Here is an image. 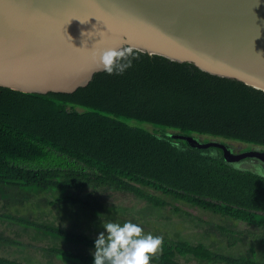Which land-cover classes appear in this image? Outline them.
<instances>
[{
    "label": "trees",
    "instance_id": "trees-1",
    "mask_svg": "<svg viewBox=\"0 0 264 264\" xmlns=\"http://www.w3.org/2000/svg\"><path fill=\"white\" fill-rule=\"evenodd\" d=\"M134 51L139 59L123 75L98 71L74 91L38 93L0 85V186L59 189L64 194L78 185L72 178L89 170L100 182L146 199L155 208L170 205L180 213L174 202H186L264 229V214L203 196H231L204 167L208 160L228 164L216 153L218 147L197 148L172 137L175 132L264 148V90L190 62ZM62 172L68 175L63 178ZM262 180L254 184L264 192ZM38 227L94 248L93 235L55 224ZM162 247L151 263L190 264L180 262L179 255L215 264H258L250 255H226L202 242L163 239ZM84 259L92 262L93 256ZM0 264L27 263L0 256Z\"/></svg>",
    "mask_w": 264,
    "mask_h": 264
},
{
    "label": "water",
    "instance_id": "water-1",
    "mask_svg": "<svg viewBox=\"0 0 264 264\" xmlns=\"http://www.w3.org/2000/svg\"><path fill=\"white\" fill-rule=\"evenodd\" d=\"M129 46L264 90V0H0V85L74 91L98 72L96 50ZM172 137L264 162L257 149Z\"/></svg>",
    "mask_w": 264,
    "mask_h": 264
},
{
    "label": "rangeland",
    "instance_id": "rangeland-1",
    "mask_svg": "<svg viewBox=\"0 0 264 264\" xmlns=\"http://www.w3.org/2000/svg\"><path fill=\"white\" fill-rule=\"evenodd\" d=\"M130 123L153 130L151 125H137L139 123L136 121ZM226 142L235 150L239 147L249 149L251 146L234 140ZM243 163L233 165L216 160L205 161L204 167L213 181L224 186L223 191L228 190L231 196H203L264 214V192L254 184L264 178L248 175H263L264 172L249 162ZM59 174L63 178L68 175L63 172ZM243 178L245 182H242ZM72 179L78 185L68 188L64 194L59 189L35 192L19 186H0V256L27 264H93V261H86L84 256H93L94 248L51 236L38 225H60L97 237L104 231L102 223L123 224L131 221L139 224L144 234L151 233L169 240H187L194 244L202 242L216 252L234 256L250 255L258 264H264V229L258 226L186 202H174L182 208L180 213L173 212L170 205L155 208L146 199L100 182L89 170ZM144 188L146 192L170 200L159 190ZM69 195L72 200H62ZM55 249L67 250L72 254L59 255ZM177 259L190 264H215L179 255Z\"/></svg>",
    "mask_w": 264,
    "mask_h": 264
},
{
    "label": "clouds",
    "instance_id": "clouds-1",
    "mask_svg": "<svg viewBox=\"0 0 264 264\" xmlns=\"http://www.w3.org/2000/svg\"><path fill=\"white\" fill-rule=\"evenodd\" d=\"M92 58L97 71L123 75L139 56L129 46L98 49ZM102 228L94 240L93 264H151L152 257L163 251V237L144 234L139 224L107 222Z\"/></svg>",
    "mask_w": 264,
    "mask_h": 264
},
{
    "label": "flooded vegetation",
    "instance_id": "flooded-vegetation-1",
    "mask_svg": "<svg viewBox=\"0 0 264 264\" xmlns=\"http://www.w3.org/2000/svg\"><path fill=\"white\" fill-rule=\"evenodd\" d=\"M196 138H198L199 140H201L203 142L211 140V139H215L212 137H205V136H203V137L198 136ZM217 140L219 141L220 139H217ZM226 141L221 140L220 142H224L225 144H227L232 149L233 152H241V151H246V150H250V149H257L260 151H264V148H258L256 146H250L249 149L248 148L241 149V147H239L238 150H235V148L229 142H226ZM209 149H211V148H209ZM216 153L219 156L223 157V151L221 148H217ZM243 162H249L250 164L254 165L256 168H260L264 172V162H262L261 160H259L257 158H246V159L241 160L240 162H228V164H233V165L239 164V165H241V164H244ZM262 176H264V174Z\"/></svg>",
    "mask_w": 264,
    "mask_h": 264
}]
</instances>
